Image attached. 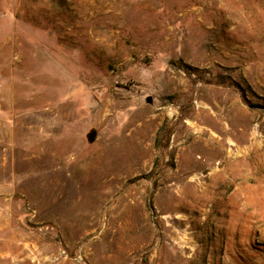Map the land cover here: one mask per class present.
<instances>
[{
	"label": "rangeland",
	"instance_id": "374dc122",
	"mask_svg": "<svg viewBox=\"0 0 264 264\" xmlns=\"http://www.w3.org/2000/svg\"><path fill=\"white\" fill-rule=\"evenodd\" d=\"M0 264H264V0H0Z\"/></svg>",
	"mask_w": 264,
	"mask_h": 264
},
{
	"label": "water",
	"instance_id": "95a60500",
	"mask_svg": "<svg viewBox=\"0 0 264 264\" xmlns=\"http://www.w3.org/2000/svg\"><path fill=\"white\" fill-rule=\"evenodd\" d=\"M94 130H90L87 134H86V139L89 143L93 142L94 140Z\"/></svg>",
	"mask_w": 264,
	"mask_h": 264
}]
</instances>
